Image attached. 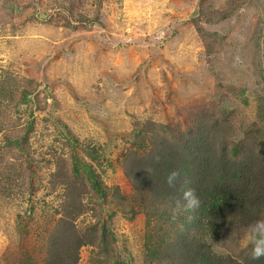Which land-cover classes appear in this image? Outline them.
<instances>
[{"label": "rangeland", "instance_id": "rangeland-1", "mask_svg": "<svg viewBox=\"0 0 264 264\" xmlns=\"http://www.w3.org/2000/svg\"><path fill=\"white\" fill-rule=\"evenodd\" d=\"M243 1L231 18L205 27L216 39L210 53L189 20L198 0H10L0 11V74L7 69L36 79L37 101L46 104V112L34 114L31 149L58 153L66 167L76 153L92 167L106 201L91 200L99 210L88 208L75 224L108 226L120 262L140 264L143 237L151 232L143 215L125 211L133 203L121 211L111 200L116 191L132 199L121 155L136 148L134 133L144 125L158 130L182 123L200 111L215 116L230 106L223 101L227 93L236 101L229 85L252 92L245 96L250 102L256 90L264 93V0ZM96 16L92 26L80 22ZM9 156L8 166L18 158ZM45 159L34 167L33 195L0 202V262L4 253L22 252L26 263L29 257L41 264L61 200ZM17 213L26 214L19 228ZM92 252L83 247L78 264H92Z\"/></svg>", "mask_w": 264, "mask_h": 264}, {"label": "trees", "instance_id": "trees-1", "mask_svg": "<svg viewBox=\"0 0 264 264\" xmlns=\"http://www.w3.org/2000/svg\"><path fill=\"white\" fill-rule=\"evenodd\" d=\"M9 2L0 0V11H5ZM245 4L243 0H198L189 20L206 52L213 50L216 39L205 27L228 20ZM80 22L92 26L98 18H80ZM261 76L264 83V71ZM37 88L36 79H26L13 70L0 74V202L33 195L34 167L49 156L46 164L53 170L49 176L51 183L57 184L54 188L60 190L61 200L41 264H78L83 247L94 252L92 264H128L120 262L117 237L108 226L95 222L79 229L75 224L88 208L99 210L91 200L106 201L92 167L80 163L76 153L70 154L72 164L66 167L58 153L43 157L31 149L34 114L46 112L45 101L44 105L37 101ZM227 90L236 101L224 92L223 101L230 106L222 105L215 116L200 111L182 123L158 130L141 126L133 136L136 148L129 147L121 155L132 199L116 191L111 200L121 211L126 201L133 203L135 209L125 211L143 215L144 225L151 231L143 237L140 264H264V258L250 259L251 245L246 246L244 239L249 226L264 219V93L256 90L250 102L245 96L252 92L235 85ZM25 105L28 110L21 109ZM12 154L18 158L8 166ZM173 171L179 177L175 186L169 187L166 178ZM26 179L30 180L27 185ZM188 188L195 190L201 206L192 212H174L175 201ZM23 216L26 214H16L18 228ZM18 228L19 244L23 234ZM21 253L14 258L4 253L0 264L32 263L29 257L25 259L30 263L23 261Z\"/></svg>", "mask_w": 264, "mask_h": 264}, {"label": "clouds", "instance_id": "clouds-1", "mask_svg": "<svg viewBox=\"0 0 264 264\" xmlns=\"http://www.w3.org/2000/svg\"><path fill=\"white\" fill-rule=\"evenodd\" d=\"M179 177L176 171L170 172L166 178V183L169 187H174ZM201 206V200L197 196L195 190L188 188L182 192L181 198L175 201L174 212L180 211L192 212ZM246 246L251 245L250 259L260 260L264 258V219L257 220L249 226L245 233Z\"/></svg>", "mask_w": 264, "mask_h": 264}]
</instances>
